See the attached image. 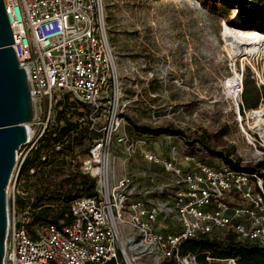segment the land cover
<instances>
[{"label": "built area", "instance_id": "2783aa9c", "mask_svg": "<svg viewBox=\"0 0 264 264\" xmlns=\"http://www.w3.org/2000/svg\"><path fill=\"white\" fill-rule=\"evenodd\" d=\"M5 7L37 117H46L24 144L15 179L55 106L69 95L90 108L86 117L96 138L80 167L96 178L97 193L72 202L71 222L42 223L34 234L18 218L14 199L3 264H240L238 257L217 258L209 251L203 262L184 244L233 236L264 247V98L257 108L246 106L243 66H232L241 81L239 97L231 98L254 148V164H211L170 141L162 154L149 135L132 138L126 131L104 0H5ZM254 70L261 87L264 75ZM115 144L127 160L142 159L143 171L117 175Z\"/></svg>", "mask_w": 264, "mask_h": 264}, {"label": "rangeland", "instance_id": "374dc122", "mask_svg": "<svg viewBox=\"0 0 264 264\" xmlns=\"http://www.w3.org/2000/svg\"><path fill=\"white\" fill-rule=\"evenodd\" d=\"M256 11L249 23L238 9H226L223 0H104L107 33L117 63L120 110L128 134L132 138L149 135L152 148L162 154L169 141L186 151V139H191L203 141L214 151L230 153L239 164H254V148L238 124L225 83L233 75L235 63L244 67L245 74L252 72L254 84L260 87L254 67L264 75V59L230 55L224 37L229 30L224 33V25L262 31L264 5ZM258 97L251 89L245 96L247 106L255 105ZM43 122L46 117L39 113L37 117L36 112L28 123L29 137L35 138ZM166 126L185 135L143 129ZM115 147L117 175L140 173L146 167L139 157L127 160L121 146ZM24 149L22 145L18 150V162ZM194 150L208 163L225 164L216 153ZM15 176L14 172L7 187L9 213L18 192ZM18 218L24 219L22 215Z\"/></svg>", "mask_w": 264, "mask_h": 264}, {"label": "trees", "instance_id": "16d2710c", "mask_svg": "<svg viewBox=\"0 0 264 264\" xmlns=\"http://www.w3.org/2000/svg\"><path fill=\"white\" fill-rule=\"evenodd\" d=\"M223 2L226 9H238L249 23H252V18L256 16L258 6L264 5V0H223ZM228 16L230 14L227 15V19ZM234 22L238 23V20ZM232 29L264 32V28L260 31L224 25V33ZM252 75L253 73L249 71L245 74L243 98L247 106L245 96L251 89H255L259 96L258 101L255 105L247 107L257 108L260 100L264 98V85L257 87ZM232 78L233 75L228 80ZM89 110L87 105L65 95L55 106L43 135L20 165L14 206L17 214L25 218L26 228L31 234H34L35 228L42 223L71 222L72 202L80 196L97 193L96 178L84 173L80 167L81 159L88 153L91 143L96 138V134L89 129L86 117ZM83 117L84 119L81 120ZM143 129L151 130L156 134L165 132L185 135L182 130L174 129L172 126L156 129L143 127ZM186 141L189 151L205 149L218 154L225 162L238 164L231 158L230 153L214 151L203 141L191 139ZM183 250L200 253V260L203 262H205L204 252L209 251L217 258L238 257L240 264H264L263 246L248 240H237L233 236L222 239H191L184 244Z\"/></svg>", "mask_w": 264, "mask_h": 264}, {"label": "water", "instance_id": "95a60500", "mask_svg": "<svg viewBox=\"0 0 264 264\" xmlns=\"http://www.w3.org/2000/svg\"><path fill=\"white\" fill-rule=\"evenodd\" d=\"M5 0H0V264L9 224L7 187L18 163V150L29 138L35 118L31 85L16 50Z\"/></svg>", "mask_w": 264, "mask_h": 264}, {"label": "bare ground", "instance_id": "6f19581e", "mask_svg": "<svg viewBox=\"0 0 264 264\" xmlns=\"http://www.w3.org/2000/svg\"><path fill=\"white\" fill-rule=\"evenodd\" d=\"M226 45L229 54L240 56L243 60L250 58L264 59V33H241L238 31L229 30L225 33ZM241 81V73L236 71L233 78L227 80L225 86L229 89L231 97H239V83ZM31 133L29 129V134Z\"/></svg>", "mask_w": 264, "mask_h": 264}]
</instances>
